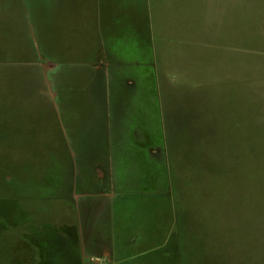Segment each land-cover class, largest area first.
<instances>
[{"label":"rangeland","instance_id":"374dc122","mask_svg":"<svg viewBox=\"0 0 264 264\" xmlns=\"http://www.w3.org/2000/svg\"><path fill=\"white\" fill-rule=\"evenodd\" d=\"M87 256L264 264V0H0V264Z\"/></svg>","mask_w":264,"mask_h":264},{"label":"crops","instance_id":"0c3cea01","mask_svg":"<svg viewBox=\"0 0 264 264\" xmlns=\"http://www.w3.org/2000/svg\"><path fill=\"white\" fill-rule=\"evenodd\" d=\"M104 57H105V55H103ZM101 59H103V60H105V58H101ZM120 72H122V71H120ZM134 78V77H133ZM133 78H131V79H133ZM135 79V78H134ZM164 104V103H163ZM165 106H167V104H164ZM166 108H164L162 105H160L159 106V110H158V113H160V115L161 116H163V118L165 119V110ZM164 112V113H163ZM133 129V128H132ZM102 194H103V191H102ZM75 211H76V214H78V210L77 209H75ZM113 216H114V214H113V211H111L110 212ZM95 242H97V240L95 241ZM95 242H94V244H95ZM110 243L109 244H106V242H103V241H98V244H101L103 247H106V246H110V247H114L115 249V251H118V250H120V246L118 245V244H116L115 243V241H113V240H111V241H109ZM117 249V250H116ZM107 252V251H106Z\"/></svg>","mask_w":264,"mask_h":264},{"label":"built area","instance_id":"2783aa9c","mask_svg":"<svg viewBox=\"0 0 264 264\" xmlns=\"http://www.w3.org/2000/svg\"><path fill=\"white\" fill-rule=\"evenodd\" d=\"M91 260L97 262V264H108L104 258L101 259L99 257H91Z\"/></svg>","mask_w":264,"mask_h":264},{"label":"flooded vegetation","instance_id":"af4514ba","mask_svg":"<svg viewBox=\"0 0 264 264\" xmlns=\"http://www.w3.org/2000/svg\"><path fill=\"white\" fill-rule=\"evenodd\" d=\"M83 257H85V256L83 255ZM86 259H89V260H88V263H89V264H97V262L91 260V257L89 258V256H87Z\"/></svg>","mask_w":264,"mask_h":264}]
</instances>
